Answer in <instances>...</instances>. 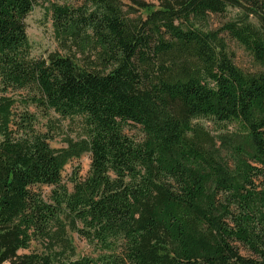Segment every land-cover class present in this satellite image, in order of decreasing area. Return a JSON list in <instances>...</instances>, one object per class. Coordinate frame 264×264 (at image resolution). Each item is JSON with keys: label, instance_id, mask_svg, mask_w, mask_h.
<instances>
[{"label": "trees", "instance_id": "16d2710c", "mask_svg": "<svg viewBox=\"0 0 264 264\" xmlns=\"http://www.w3.org/2000/svg\"><path fill=\"white\" fill-rule=\"evenodd\" d=\"M37 1L0 0V264H264V0L51 5L70 53L31 58ZM220 33L259 69L240 71ZM29 107L79 118L82 137L50 147ZM67 232L96 255L74 258Z\"/></svg>", "mask_w": 264, "mask_h": 264}, {"label": "rangeland", "instance_id": "374dc122", "mask_svg": "<svg viewBox=\"0 0 264 264\" xmlns=\"http://www.w3.org/2000/svg\"><path fill=\"white\" fill-rule=\"evenodd\" d=\"M84 0H38L33 6L29 14L24 19L25 35L29 45V56L31 58L45 57L50 52H57L60 55H66L70 52L61 50L55 40L50 6L51 5H69L73 7L81 6ZM126 4L131 5L129 1ZM235 11L228 9L224 14L213 15L208 18L207 24L209 29L218 30L222 24L228 21ZM220 36L226 43L227 50L232 59L233 64L243 73H253L259 69L254 63L251 56L246 53L238 44L231 40L225 33ZM28 110L36 115V131L47 133L49 136L48 144L52 148H62L65 146L64 140L70 138L77 140L82 137V122L79 118L61 120V123L50 120L46 122V118L41 116L40 112L33 107ZM52 117V116H51ZM210 132L214 130L211 123L200 121ZM233 130V126L228 127ZM122 132L128 138L135 142L142 139V134L138 126L128 124L122 128ZM88 155H82L78 160L70 161L61 172V182L70 190L71 184L69 179L74 176L83 177L88 170ZM48 188L42 187L41 192L47 193ZM71 245L74 249V258L78 257H94L96 252L87 245V243L72 232H67ZM33 247V244H32ZM27 251H18V254H24ZM245 254L244 250H241Z\"/></svg>", "mask_w": 264, "mask_h": 264}]
</instances>
